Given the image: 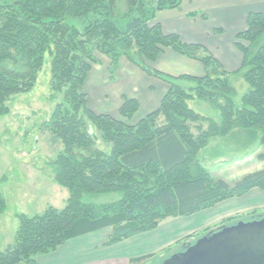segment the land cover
<instances>
[{
    "label": "trees",
    "instance_id": "obj_1",
    "mask_svg": "<svg viewBox=\"0 0 264 264\" xmlns=\"http://www.w3.org/2000/svg\"><path fill=\"white\" fill-rule=\"evenodd\" d=\"M180 4L0 0V117L9 113L6 104L12 97L33 89L49 54L51 91L63 99L45 123L63 146L50 166L54 181L68 192L62 210L49 207L38 216L18 215L15 243L0 250V264H35L38 256L104 229L111 230L106 246H114L156 230L165 219L191 216L254 188L264 190V170L230 186L212 179L198 159L212 138L238 129L258 138L263 148L258 160L264 162V15L249 14L246 29L235 37L243 59L233 74L248 85L237 103L230 73L205 48L165 35L154 23L157 12ZM165 50L199 61L205 76L172 77L148 68L146 63ZM96 53L110 60L112 71L125 59L165 83L169 89L158 108L136 123L132 119L139 105L134 99L124 100L118 119L93 113L82 89L98 62ZM190 100L209 104L218 111V120L196 113ZM190 124L196 125V136ZM92 128L108 151L96 147ZM112 194L117 195L112 203L91 201ZM5 210L0 190V214Z\"/></svg>",
    "mask_w": 264,
    "mask_h": 264
},
{
    "label": "crops",
    "instance_id": "obj_2",
    "mask_svg": "<svg viewBox=\"0 0 264 264\" xmlns=\"http://www.w3.org/2000/svg\"><path fill=\"white\" fill-rule=\"evenodd\" d=\"M252 13L264 15V0H181L178 8L157 12L154 23L160 25L165 35H177L183 43L205 48L222 69L230 73L231 79L233 73L240 69L243 59L235 45V37L246 29L247 17ZM99 56L83 86L84 89L92 78L94 95L91 98L94 103H91L92 107L94 104L97 107L92 109L89 104L88 107L93 113L118 119L124 100L134 99L139 105V110L132 119L136 123L158 108L169 89L165 83L146 75L125 59H121L117 69L112 71L110 60L103 55ZM146 65L172 77L205 76V69L199 61L181 56L172 50L163 51L155 62H147ZM92 72L91 77L89 75ZM107 104L110 108L106 107ZM239 136L248 138L252 135L236 129L223 138L212 139L200 152L202 161L213 160L218 155L213 150L222 146L229 138L234 139L232 149L238 152ZM232 165L235 167L225 173V169L207 170V173L212 179L233 186L243 177L264 170V162L258 161V154L243 167H238V162ZM233 216H238L239 219L264 217V190L254 188L240 198L226 200L214 208L192 216L167 219L156 230L114 246L105 245L110 232L97 231L68 241L51 255L38 256L35 264H128L131 258L160 251L201 223L212 224L224 217ZM162 260L164 259L159 263Z\"/></svg>",
    "mask_w": 264,
    "mask_h": 264
},
{
    "label": "rangeland",
    "instance_id": "obj_3",
    "mask_svg": "<svg viewBox=\"0 0 264 264\" xmlns=\"http://www.w3.org/2000/svg\"><path fill=\"white\" fill-rule=\"evenodd\" d=\"M121 4L123 3L121 2ZM95 57L99 58L100 56L96 53ZM92 74L93 72L89 76ZM91 81L92 78H90L89 84L84 87L83 93L86 94L89 100V107L93 109L97 107V104L92 107L94 101L91 96L94 94ZM231 81L236 90L235 101L238 103L248 90V85L239 75L231 77ZM181 85L185 87L191 86L189 83H182ZM62 100V94H53L51 91V57L49 54H45L43 66L37 74L33 89L28 93L12 97L6 104L9 113L0 117V190L5 196L7 205L5 212L0 214V250H5L8 246H12L15 243L19 226L18 215L23 214L33 217L43 214L49 207L62 210L66 206L68 192L54 181L50 166V163L62 151L63 146L45 128V123L50 119L55 106L61 103ZM188 105L189 108L199 115L218 120V111L206 102L190 100ZM106 107L110 108V105L107 104ZM205 126L206 123H202L201 128ZM190 127L191 133L196 136V125L190 124ZM92 133L96 139V147L102 151H108V146L101 141L95 128H92ZM233 142L234 139L229 138L223 142L222 146L214 149L213 152L218 155L213 160L210 159V161H202V154L199 153L198 159L199 161L201 160L200 162L203 164L201 165L206 169V172L207 170L221 171L225 169L223 172L225 173L231 170L230 168L235 167L234 165L231 166L234 162H238V167H243L252 161L256 154L259 155L263 152V148L255 136H249L248 138L239 136L238 152L233 151ZM115 200H117V195L112 194L102 195L91 201L97 205H103L112 203ZM238 220H240L238 216H233L224 217L212 224L203 223V225L201 223L160 251L131 259L146 257L147 260H144L141 264H159L161 259L180 252L183 249V245L191 244L208 232ZM104 230L106 233H111L109 229Z\"/></svg>",
    "mask_w": 264,
    "mask_h": 264
},
{
    "label": "water",
    "instance_id": "obj_4",
    "mask_svg": "<svg viewBox=\"0 0 264 264\" xmlns=\"http://www.w3.org/2000/svg\"><path fill=\"white\" fill-rule=\"evenodd\" d=\"M159 264H264V217L220 226Z\"/></svg>",
    "mask_w": 264,
    "mask_h": 264
}]
</instances>
